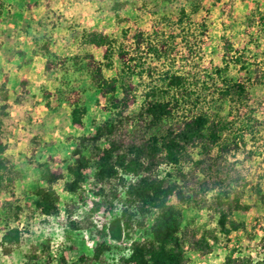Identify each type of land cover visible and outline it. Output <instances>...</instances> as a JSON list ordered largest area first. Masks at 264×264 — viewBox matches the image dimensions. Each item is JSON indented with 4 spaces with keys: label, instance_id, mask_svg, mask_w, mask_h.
Masks as SVG:
<instances>
[{
    "label": "rangeland",
    "instance_id": "rangeland-1",
    "mask_svg": "<svg viewBox=\"0 0 264 264\" xmlns=\"http://www.w3.org/2000/svg\"><path fill=\"white\" fill-rule=\"evenodd\" d=\"M182 10L186 14L180 23ZM86 30L117 40L113 66L104 69L106 78L123 69L120 49L159 72L172 64L182 70V56L192 49L197 70L210 71L223 66L227 43L251 65L249 77L253 69L264 70V0H0V143L5 149L0 161L8 160L17 172L11 192L0 193V243L9 227L24 234L11 255L0 249V264H136L130 260L133 250L153 241L151 224L144 225L135 206L134 212L128 208L122 186L117 198L109 200L102 193L104 187L108 197L116 179L98 180V169L89 166L82 171L79 190H66L74 166L73 137L94 133L95 123L108 117L105 95L84 66L88 55L104 62L107 48L85 44ZM137 33L172 44L175 62L164 64L146 50L135 51ZM48 59L53 62L49 71ZM232 68V75L247 78L246 71ZM148 82L145 74L129 84L142 93ZM75 100L88 109L82 126L72 122ZM138 110V104L131 103L127 115ZM229 111L226 104L223 114ZM247 114L262 126L254 137L246 135V145L227 161L231 177H240L238 189L244 191L245 208L232 216L239 230L218 234L207 256L188 251L191 264H223L228 256L255 257L263 250L264 82L251 86L247 104L229 120L240 127ZM44 173L57 178L59 212L50 216L34 204L37 188H48ZM186 224L199 233L217 226L207 211L196 209L185 212Z\"/></svg>",
    "mask_w": 264,
    "mask_h": 264
},
{
    "label": "trees",
    "instance_id": "trees-1",
    "mask_svg": "<svg viewBox=\"0 0 264 264\" xmlns=\"http://www.w3.org/2000/svg\"><path fill=\"white\" fill-rule=\"evenodd\" d=\"M185 14L182 10L180 23ZM83 40L87 45L107 48L104 62L88 55L90 61L84 66L92 83L105 95L103 111L108 117L95 123L94 133L73 137L74 166L66 190H79L84 179L82 171L89 166L98 169V180L107 178L109 183L116 179L117 187L111 186L108 197L102 187L106 199L117 198V188L122 186L128 208L135 206L144 225L151 224L153 241L136 246L130 257L136 264H191L188 251L209 255L218 234L239 230L232 216L245 208L244 191L238 189L240 177H231L228 156L245 146L246 135L254 137L262 125L248 114L240 127L229 118L247 104L251 86L263 85L264 70L253 69L249 77L251 65L234 54L227 43L223 66L210 71L197 70L192 49L182 56V70L172 64L161 72L155 67L145 68L140 62L144 59L120 49L123 69L117 76L106 78L104 69L113 66L117 40L87 30ZM134 41L135 51L146 50L158 62H175L174 47L168 41L154 40L145 33H137ZM44 50L51 55L47 45ZM52 64L48 59L46 70H51ZM233 66L246 71L247 78L240 80L232 75ZM145 74L149 82L139 93L129 81ZM131 103L138 104L139 110L127 115ZM226 104L230 107L227 116L223 114ZM87 114V107L75 100L72 122L82 126ZM4 151L0 143V154ZM46 174L43 180L48 188H37L34 204L42 215L50 216L59 212V196L54 189L56 176ZM16 177L10 162L1 160L0 193H10ZM190 209L207 211L210 220L217 223L215 230L199 233L196 226L184 225L185 212ZM23 235L19 228L9 227L0 243L1 253L11 255L21 245ZM223 264H264V247L255 257L231 255Z\"/></svg>",
    "mask_w": 264,
    "mask_h": 264
}]
</instances>
